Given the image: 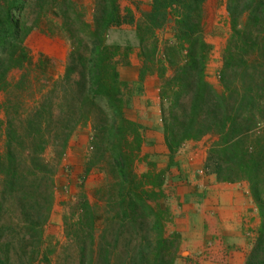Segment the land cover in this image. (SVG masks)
Here are the masks:
<instances>
[{"label": "trees", "instance_id": "trees-1", "mask_svg": "<svg viewBox=\"0 0 264 264\" xmlns=\"http://www.w3.org/2000/svg\"><path fill=\"white\" fill-rule=\"evenodd\" d=\"M205 2L151 0L136 28L140 78H161V118L172 157L186 141L211 136L205 168L219 181L248 182L261 225L245 264H264V0H227L232 33L220 70L222 91L207 75L213 44L205 35ZM46 3L44 17L57 19L55 32L71 49L64 74L47 79L32 96L28 73L13 79L11 72L36 69L26 38L40 2L0 0V264H72L69 247L55 263L45 226L59 166L72 135L86 125L98 161L109 145L113 180L103 207L83 198L75 218L65 221L77 246L75 264H174L182 235L167 232L170 211L155 203L165 197L162 182L133 168L142 126L126 115L129 83L120 74V65L129 63L120 59L133 45L108 39L112 27L133 18L118 0H95L92 20L77 0ZM32 24L38 27L40 18ZM167 27L171 37L161 40L157 30Z\"/></svg>", "mask_w": 264, "mask_h": 264}, {"label": "rangeland", "instance_id": "rangeland-1", "mask_svg": "<svg viewBox=\"0 0 264 264\" xmlns=\"http://www.w3.org/2000/svg\"><path fill=\"white\" fill-rule=\"evenodd\" d=\"M77 1L79 2V6L82 7V10L85 11L87 19L92 20L95 0ZM118 1L123 13L126 14L127 12H129V16L133 18V22L124 23L121 26L112 27L109 31L108 39L110 43H118L123 46H125L127 43H131L133 45V49L130 54L127 55V57L122 56L120 59L121 61L126 60L127 62H129L126 65H129L130 56L135 50L139 51L140 57V47L136 28L137 24L142 23L145 12L150 10L151 0ZM38 2H40V5H37L36 13L29 17L27 28H32V30L26 38V44L33 55L36 69L33 68V70L31 71H24V69H15L11 72V77L13 79H20L23 73H28V76H30L28 80H30L31 84L26 85H30V92H32V96H35L37 94L39 88H41L46 83L47 79L51 77L57 79L64 74L67 65V59L71 49L69 40L65 36L59 34L58 32H55L57 30V19L51 15L48 18L44 17V13L48 8L49 3H46V0H43L42 2L41 0H38ZM43 5V12L38 13L39 11H41L40 8ZM36 18H40V24L37 25L38 27L34 28V24H32V22H34ZM204 28L207 41L213 44V50L210 55L207 69L208 80L215 89H217L218 91H222L223 86L220 80V70L223 66L224 51L227 46L228 39L232 33V24L227 9V0H206ZM157 33L161 40L171 37L169 27L165 29H159L157 30ZM121 66L125 65L121 64L120 67ZM25 69H27V66L25 67ZM133 96L134 86L129 83L125 88V100L127 104L126 110L128 109L129 104L132 102ZM4 99L5 92L1 90L0 104L4 101ZM4 118L5 112L0 108V122ZM136 122L138 123V121ZM140 125L142 126L140 128L141 133H143V131H145V128L142 124ZM154 138V140L145 142L143 139L141 149L139 153H137L133 168L138 175L148 173L152 175L151 181L155 180L156 182H162L160 188L161 190H163L165 197L160 198L163 200L155 203L157 205L159 204L158 206L162 208H169L166 206V203H169L167 196L169 197L168 194H177V187L175 186V188H173V186H169L165 189L166 191L162 187L168 180V176L172 175V173L174 172L172 168L174 169L176 168V166L180 165V163L176 164L174 159L175 153L178 150L175 151L172 157V154L169 153V150L165 145V139L163 141V137L158 135L156 130L154 132ZM212 139L213 138L211 136H206L200 140H196L203 143V146L206 147V159L208 155V149L212 143ZM195 147L198 148V145H196ZM164 148L167 149V154L170 156V160L168 161L166 166L160 169L153 157L150 156L149 153H146L145 155L144 152H147L148 150L150 153L155 152L156 154H162L166 151V149L164 150ZM94 151L95 149L93 147L92 127L89 125L78 127V129L74 132L70 139L67 153L62 159V162L59 166V171L57 173V186L55 190V204L50 220L45 226V234L47 240L52 244L53 247L52 256L55 257V263L58 262L60 254H63V250L66 247H69L70 249V262L72 264L76 263L77 246L74 240L75 238L74 236L70 239L67 237L65 221L66 219L75 218L71 216L75 214L80 200L85 198L92 204H95L99 200V203L102 205V207L104 206V196L106 195L105 192L108 191V184L110 183L109 181L113 180V176L109 172L111 166L110 164H107V158L111 156V154L108 145V150H106L105 156L101 161H98L96 159V156L94 155ZM47 155L48 157H52L51 149L48 151ZM147 185L149 184L147 183ZM183 192L186 196V200V198L188 197L186 188H184ZM173 202L176 203L177 201L174 200ZM258 216L260 218L259 213ZM166 226L167 232L172 233L170 231V225L168 226V222Z\"/></svg>", "mask_w": 264, "mask_h": 264}, {"label": "crops", "instance_id": "crops-1", "mask_svg": "<svg viewBox=\"0 0 264 264\" xmlns=\"http://www.w3.org/2000/svg\"><path fill=\"white\" fill-rule=\"evenodd\" d=\"M141 66L139 51L135 50L130 64L120 67L122 80L134 86L126 115L143 125L144 142L155 139V130L164 141L160 78L154 73L141 79ZM183 146L174 158L180 165L171 167L174 172L162 187L164 190L177 187V194H168L169 203H166L170 231H178L183 236L174 264H245L260 225L248 183L219 181L215 173L205 168L206 147L200 141L188 140ZM144 153H149L160 169L170 160L167 149L162 154L148 150Z\"/></svg>", "mask_w": 264, "mask_h": 264}]
</instances>
